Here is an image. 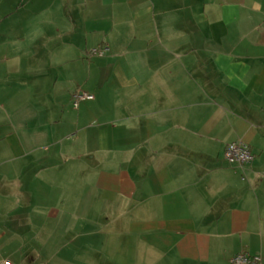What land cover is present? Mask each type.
Returning <instances> with one entry per match:
<instances>
[{
  "label": "crops",
  "instance_id": "0c3cea01",
  "mask_svg": "<svg viewBox=\"0 0 264 264\" xmlns=\"http://www.w3.org/2000/svg\"><path fill=\"white\" fill-rule=\"evenodd\" d=\"M237 141L253 163L225 159ZM1 251L264 257V0H0Z\"/></svg>",
  "mask_w": 264,
  "mask_h": 264
},
{
  "label": "built area",
  "instance_id": "2783aa9c",
  "mask_svg": "<svg viewBox=\"0 0 264 264\" xmlns=\"http://www.w3.org/2000/svg\"><path fill=\"white\" fill-rule=\"evenodd\" d=\"M110 52L107 45H102L93 49L89 56L102 58ZM94 96L88 92L77 90L72 97L73 105L78 108L82 102L93 100ZM225 159L230 164L245 166L253 163L256 158L251 147L243 141L232 142L225 149ZM1 264H11L8 260H0ZM232 264H264V257L261 254L249 255L245 253L237 254L232 260Z\"/></svg>",
  "mask_w": 264,
  "mask_h": 264
},
{
  "label": "rangeland",
  "instance_id": "374dc122",
  "mask_svg": "<svg viewBox=\"0 0 264 264\" xmlns=\"http://www.w3.org/2000/svg\"><path fill=\"white\" fill-rule=\"evenodd\" d=\"M89 58L91 59H94L96 57H92V56H89ZM74 106V105H73ZM3 228V227H2ZM60 244H66V241H61ZM0 260L3 261V260H6L5 258V254L3 253V251L0 252ZM1 264V263H0Z\"/></svg>",
  "mask_w": 264,
  "mask_h": 264
}]
</instances>
